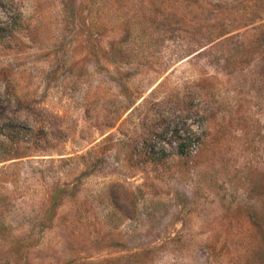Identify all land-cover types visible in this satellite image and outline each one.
I'll return each mask as SVG.
<instances>
[{
	"label": "rangeland",
	"instance_id": "1",
	"mask_svg": "<svg viewBox=\"0 0 264 264\" xmlns=\"http://www.w3.org/2000/svg\"><path fill=\"white\" fill-rule=\"evenodd\" d=\"M0 264H264V0H0Z\"/></svg>",
	"mask_w": 264,
	"mask_h": 264
},
{
	"label": "trees",
	"instance_id": "2",
	"mask_svg": "<svg viewBox=\"0 0 264 264\" xmlns=\"http://www.w3.org/2000/svg\"><path fill=\"white\" fill-rule=\"evenodd\" d=\"M30 133V132H29ZM152 135H153V137L154 136H157L158 135V132H155V131H153L152 132ZM28 143V142H27ZM152 147H154V146H152ZM192 147V143H191V141H187V142H183V143H180V144H178V146H177V149H176V153L178 154V155H183L184 154V152L185 151H189V149ZM18 148H15V150H17ZM153 149V148H152ZM158 165L159 164V160H155V159H151L149 162H143L142 163V165H143V167H146V168H148V167H150L151 165ZM145 168V169H146Z\"/></svg>",
	"mask_w": 264,
	"mask_h": 264
}]
</instances>
